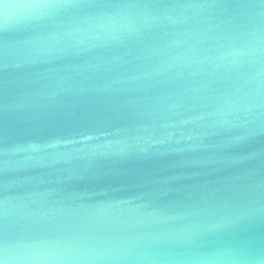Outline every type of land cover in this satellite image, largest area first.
<instances>
[{
    "label": "water",
    "instance_id": "95a60500",
    "mask_svg": "<svg viewBox=\"0 0 264 264\" xmlns=\"http://www.w3.org/2000/svg\"><path fill=\"white\" fill-rule=\"evenodd\" d=\"M5 243L94 264L264 249V2L0 0Z\"/></svg>",
    "mask_w": 264,
    "mask_h": 264
},
{
    "label": "clouds",
    "instance_id": "9594fccd",
    "mask_svg": "<svg viewBox=\"0 0 264 264\" xmlns=\"http://www.w3.org/2000/svg\"><path fill=\"white\" fill-rule=\"evenodd\" d=\"M13 5H4V20L5 24L8 22L7 10ZM30 7H43L49 9H67L72 7H80L79 5H72L67 3H45L39 5H30ZM144 6L125 5L123 10L127 11V15L120 16L119 12L108 16V20L112 21L114 26H119L123 30L130 28L135 22L137 16L133 14V10L140 9ZM98 258L96 257H68L56 254L46 255H23L13 254L9 250L7 243L0 249V264H81L82 261H87L88 264H94ZM181 264H264V249L257 248L245 255L231 257V258H189L182 260Z\"/></svg>",
    "mask_w": 264,
    "mask_h": 264
},
{
    "label": "snow or ice",
    "instance_id": "6c2138e0",
    "mask_svg": "<svg viewBox=\"0 0 264 264\" xmlns=\"http://www.w3.org/2000/svg\"><path fill=\"white\" fill-rule=\"evenodd\" d=\"M262 2H264V0H262Z\"/></svg>",
    "mask_w": 264,
    "mask_h": 264
}]
</instances>
